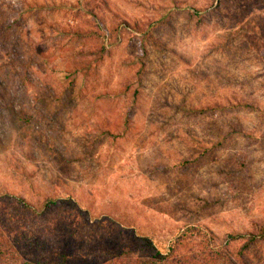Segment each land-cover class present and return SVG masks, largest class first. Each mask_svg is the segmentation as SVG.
Returning a JSON list of instances; mask_svg holds the SVG:
<instances>
[{
    "label": "rangeland",
    "instance_id": "374dc122",
    "mask_svg": "<svg viewBox=\"0 0 264 264\" xmlns=\"http://www.w3.org/2000/svg\"><path fill=\"white\" fill-rule=\"evenodd\" d=\"M258 109L264 0H0V248L23 235L57 251L75 220L44 205L69 193L102 216L73 240L93 264L151 256L120 257L116 224L162 254L186 225L214 237L164 264H264L263 241L236 252L264 221Z\"/></svg>",
    "mask_w": 264,
    "mask_h": 264
},
{
    "label": "trees",
    "instance_id": "16d2710c",
    "mask_svg": "<svg viewBox=\"0 0 264 264\" xmlns=\"http://www.w3.org/2000/svg\"><path fill=\"white\" fill-rule=\"evenodd\" d=\"M90 36L92 35L91 32L88 33ZM88 35V36H89ZM246 106L251 107L252 109H256V107L245 103L240 102L239 106ZM227 109H233L236 108V105H225L222 106ZM221 107V108H222ZM260 113L264 114V110L258 109ZM200 111V110H199ZM202 111V110H201ZM200 111V112H201ZM236 111V110H234ZM205 111H202L204 113ZM264 124V120L262 121ZM261 136L264 137V134ZM64 209V211L67 212V217L71 219V221H74L73 224L76 225H70L65 228V232L63 234V241H62V247H60L57 251L53 252L51 248H49V245L46 243V241L40 237H35L32 239H28L25 236L21 235L19 239H16L14 241V244H9L7 250L0 248V258H5L7 255H10L9 253H15L17 251L19 252H25L26 255H29L30 253H34L33 255L36 258L43 257L42 254L45 255H51L52 257H55L54 261L52 263L46 262L43 264H93L91 261H89L85 257H80V255H77L74 249V243L73 240H75V235L78 233V230L83 226H89L91 227L93 222H98L99 218H96L95 215H92L91 212L93 209V204L87 206L86 208L77 200L75 197H73L71 194H67L65 197H61L59 199H48L45 202L44 209H46L49 213L53 212L57 209ZM31 211V210H29ZM102 215V214H101ZM81 219V220H77ZM104 222H107L109 224L116 223L113 219L105 216L102 219ZM77 222V223H76ZM79 223H82L79 224ZM116 227L119 228V231L117 233H112L113 237H108L109 243L116 242L118 244L119 249H122V252L124 253L123 256L130 257L132 251L134 250H142L144 253H149L151 256L147 259V261H143L139 264H164L165 262H162V259L169 260L174 256V254L179 250L180 246H185L187 244H202L204 248L210 249L213 244H215L214 237L208 232L207 228L199 226V225H186L183 228H180L174 235L172 239L168 241L167 248H166V254H162L160 250H158L154 245L151 238L148 236H138L136 231L130 230V233L132 234L131 238L123 237L126 234V229L121 224H116ZM241 235H236V239L240 237ZM123 239L119 241L121 238ZM244 245H241L236 252L239 255L240 260H243V256L245 253V249H247L249 246L253 245L257 241H263L264 242V221H257L254 223V230L248 234L247 238L244 237ZM18 240H21L19 243ZM20 245V246H19ZM15 246L17 248H15ZM224 247H229V244H224ZM224 249V248H223ZM118 247H117V254L121 255V252L119 253ZM48 257V256H47ZM87 259V260H86Z\"/></svg>",
    "mask_w": 264,
    "mask_h": 264
}]
</instances>
